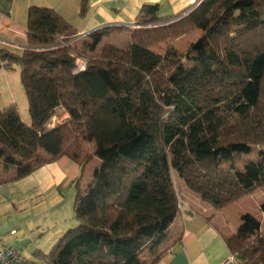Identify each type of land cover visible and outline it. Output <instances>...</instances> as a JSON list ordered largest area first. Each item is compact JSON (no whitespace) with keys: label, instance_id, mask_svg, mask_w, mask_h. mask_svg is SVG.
Returning a JSON list of instances; mask_svg holds the SVG:
<instances>
[{"label":"trees","instance_id":"1","mask_svg":"<svg viewBox=\"0 0 264 264\" xmlns=\"http://www.w3.org/2000/svg\"><path fill=\"white\" fill-rule=\"evenodd\" d=\"M81 4V15L86 10ZM178 17L158 20L144 6L126 48L105 45L91 57L69 43L77 35L53 10L31 7L26 49H0V62L20 67L29 123L15 104L0 110V185L66 157L80 168L74 220L44 264H156L179 214L174 174L217 210L264 190V0H198ZM104 28L85 38L96 48ZM201 35L184 54L174 42ZM88 60L73 74L74 60ZM68 117L49 127L57 111ZM259 150L260 160L236 167ZM99 160L91 180L86 167ZM264 209V207H263ZM239 264H264V230L244 214L223 235Z\"/></svg>","mask_w":264,"mask_h":264},{"label":"crops","instance_id":"2","mask_svg":"<svg viewBox=\"0 0 264 264\" xmlns=\"http://www.w3.org/2000/svg\"><path fill=\"white\" fill-rule=\"evenodd\" d=\"M82 1L11 0L10 15L3 23L0 38L10 43L8 48L26 49L28 10L37 7L53 10L77 36L84 38L104 28H122L112 34L128 35L126 44H129L131 32L141 27L139 16L144 6H156L154 17L166 20L180 16L198 3V0H86V10L81 15ZM79 175V166L63 157L21 180L0 185V240L4 245L21 251L35 264H44L41 255H46L75 223L74 197L66 191L74 192L73 183ZM183 193L182 198L179 192V214L169 227L174 228V237L169 243L166 240L164 247L168 250L156 264H239L229 252L219 225L218 217L224 214L186 187ZM241 203L222 211L233 210Z\"/></svg>","mask_w":264,"mask_h":264},{"label":"rangeland","instance_id":"3","mask_svg":"<svg viewBox=\"0 0 264 264\" xmlns=\"http://www.w3.org/2000/svg\"><path fill=\"white\" fill-rule=\"evenodd\" d=\"M181 18V17H180ZM174 19L170 22H166L163 24H159L156 26H144V28H141V30H156L160 28H165L170 25H173L182 19ZM140 30V29H139ZM201 32L200 31H192L188 33L185 36H182L178 38L174 42V48L177 50L178 53L184 54L188 47L196 42V40L200 37ZM0 41L7 42L6 40L0 39ZM11 43H16L14 40H8ZM128 41V35L126 34H107L104 38L101 39V42L98 44L96 48L91 47V41L89 39H81L79 41H76L75 48L77 53H80L84 56L91 57L97 55L101 48L105 45H114L119 48H126L128 44H126ZM8 43V42H7ZM24 46V45H23ZM0 49H4L10 53L13 54H20L22 50L14 49V48H8L4 47L2 44H0ZM82 52V53H81ZM79 57V56H78ZM15 104L19 116L21 117V120L23 122L29 121V113H28V102L27 98L21 83L20 78V67L19 66H13L10 70L3 67V63L0 62V110L4 109L5 107H8L10 104ZM57 115L59 118L56 119V123L62 119L65 118L64 114L61 115V113L57 112ZM248 160H260L259 157V150L254 149L253 152L248 156H242L240 162H237L236 167L238 169H244L245 162ZM99 164V160L95 159L93 160L85 169V173L83 176V184H87L89 181L88 179L92 177L93 172L97 168V165ZM5 170L4 163L0 162V172ZM87 170V172H86ZM174 183L175 187L178 192H180L181 197H184L183 189L184 184L182 180L174 174ZM74 192H67L72 195V197L75 198V189H72ZM192 194V193H191ZM194 196L195 195L193 194ZM201 200V199H200ZM74 205V204H73ZM264 190L258 191L251 197H247L244 200H242L241 205L234 208L233 210H219L220 213L224 214L223 217L219 216V225L221 227V231L224 235L228 236L230 235V232H234L237 228V226L241 223L242 216L244 214H250L254 216L257 220L260 221L262 230H264ZM229 210V211H228ZM74 222V221H73ZM77 225L76 221L72 224L71 229L75 228ZM174 237V228L169 229L167 233V241L168 243L171 242L172 238ZM165 247H163L164 249Z\"/></svg>","mask_w":264,"mask_h":264},{"label":"built area","instance_id":"4","mask_svg":"<svg viewBox=\"0 0 264 264\" xmlns=\"http://www.w3.org/2000/svg\"><path fill=\"white\" fill-rule=\"evenodd\" d=\"M10 3H11V0H0V34L2 33L3 23L5 22V20L8 19L10 15ZM199 3L200 2H198L194 7H196ZM141 28H144V27L141 26V27H137L136 29H141ZM81 39H84V37L77 36L71 42L61 43L57 47L70 46L76 41H79ZM0 44H2L3 46L10 45V43L3 42V41H0ZM87 64H88V60L85 57L83 56L76 57L74 60V66L72 70L73 74H79V73L84 72ZM57 112L61 113V115L66 114L64 111L58 110ZM57 118H59V116L56 113L54 117L51 119L49 127H54L66 119V118H62L56 123L55 121ZM11 234L13 235L15 234V232H12ZM0 264H35V263L32 262L27 257H25L21 251L13 248L12 246L4 245L3 241L0 240Z\"/></svg>","mask_w":264,"mask_h":264},{"label":"water","instance_id":"5","mask_svg":"<svg viewBox=\"0 0 264 264\" xmlns=\"http://www.w3.org/2000/svg\"><path fill=\"white\" fill-rule=\"evenodd\" d=\"M191 11H193V9ZM191 11L188 12L187 14H185L184 16H182L180 19H183L184 17H187L191 13Z\"/></svg>","mask_w":264,"mask_h":264}]
</instances>
